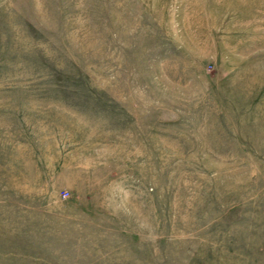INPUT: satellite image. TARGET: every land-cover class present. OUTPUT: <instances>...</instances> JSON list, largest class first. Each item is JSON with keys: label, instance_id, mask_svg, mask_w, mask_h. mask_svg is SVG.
<instances>
[{"label": "rangeland", "instance_id": "374dc122", "mask_svg": "<svg viewBox=\"0 0 264 264\" xmlns=\"http://www.w3.org/2000/svg\"><path fill=\"white\" fill-rule=\"evenodd\" d=\"M0 264H264V0H0Z\"/></svg>", "mask_w": 264, "mask_h": 264}]
</instances>
